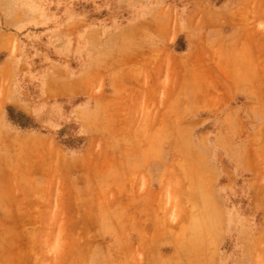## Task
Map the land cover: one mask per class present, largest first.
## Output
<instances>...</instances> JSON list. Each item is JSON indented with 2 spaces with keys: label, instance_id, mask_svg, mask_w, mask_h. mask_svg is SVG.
I'll use <instances>...</instances> for the list:
<instances>
[{
  "label": "rangeland",
  "instance_id": "obj_1",
  "mask_svg": "<svg viewBox=\"0 0 264 264\" xmlns=\"http://www.w3.org/2000/svg\"><path fill=\"white\" fill-rule=\"evenodd\" d=\"M262 54L264 0H0V264H191L236 238L264 264V163L243 237L221 150L264 112Z\"/></svg>",
  "mask_w": 264,
  "mask_h": 264
},
{
  "label": "crops",
  "instance_id": "obj_2",
  "mask_svg": "<svg viewBox=\"0 0 264 264\" xmlns=\"http://www.w3.org/2000/svg\"><path fill=\"white\" fill-rule=\"evenodd\" d=\"M255 63H257V61H255ZM254 65L251 67H255ZM259 66L264 69V54H262L260 57ZM261 74L262 75L249 77L247 80H264V72H261ZM251 115L253 114L250 113L246 115L245 118H250ZM256 119L258 123L254 124L252 127H239V129H237L236 135L233 136V142L223 139L221 144V150L223 151L225 161L229 164L233 163L238 165V168L244 170V173L248 175L244 190L246 192L249 215L242 218L239 217L237 221L230 217L231 224L234 223L233 226L236 223H238V226L240 225L241 228L239 229L238 227L237 230H240L239 232L241 236H243L247 232L248 228H250L251 214L257 211H262L259 209V207L262 205L260 200V179L258 178L259 175L257 174V166L264 163V112L258 116H256V113H254V120ZM230 133H234V130H231ZM228 137H230V135ZM230 150L232 152H230ZM231 153L234 154L232 155ZM1 212L5 211L1 208L0 213ZM139 215L143 216L142 213ZM139 215L135 219H139L140 221V219L143 217H140ZM146 217L150 221V226H152L154 230H157L155 233L158 234L162 229V226L159 224L160 220H156L157 217L154 216V213L152 212H148ZM241 221L247 223L242 226ZM137 223L139 222H135L134 229L136 233L140 234V227L137 225ZM236 241L237 247L240 249L239 252L235 254L229 253L224 255L219 254L215 251V248H213L211 252L207 250V252L201 253L200 255L197 253H192L190 257L192 262L191 264H258L257 261L259 262V260L257 259L256 254L252 252H245L246 249L250 250L252 247L250 241H248L247 244H241L239 238H236ZM213 245H219V242H214ZM5 255L6 254L2 253L0 250V260L5 259ZM12 257L13 258H10L9 260L16 261L17 258L14 256ZM195 261L197 263H195Z\"/></svg>",
  "mask_w": 264,
  "mask_h": 264
}]
</instances>
